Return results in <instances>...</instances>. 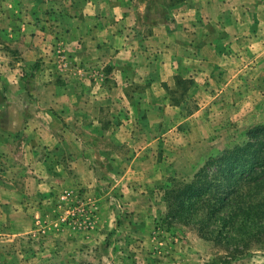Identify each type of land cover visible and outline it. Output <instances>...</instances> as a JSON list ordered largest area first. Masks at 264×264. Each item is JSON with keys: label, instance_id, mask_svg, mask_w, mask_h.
<instances>
[{"label": "rangeland", "instance_id": "374dc122", "mask_svg": "<svg viewBox=\"0 0 264 264\" xmlns=\"http://www.w3.org/2000/svg\"><path fill=\"white\" fill-rule=\"evenodd\" d=\"M44 1L45 14L58 22L78 11L94 13L98 8L86 3L99 0ZM183 1L128 0L132 19L121 27L133 37L125 43L136 45V37L147 36L153 25L178 29L181 11L188 30L206 33L208 41L216 38L221 47L233 46L235 55L227 56L231 51L225 46L219 47L221 53L225 50L220 55L205 48L207 62L200 66L208 72L211 62L219 66L213 83L205 84L208 78L200 75L204 88L194 84L193 73L192 78H175L174 86L154 85L153 104L143 102L154 105L152 119L144 112L143 117H132L128 105L113 104L101 114L103 134L93 126L87 107L78 110L68 97L60 113L41 106L42 93L35 83L40 68L31 84L26 78V104L22 89L6 87L0 76V264H264V232L236 253L235 243L206 238L194 223L168 215L169 186L191 182L203 168L217 170L208 163L222 161L229 150L264 140L251 134L264 126V63L263 55L258 57L264 45L260 48L255 41L254 54L244 56L238 40H230L240 28L259 31L261 20L253 17L251 24L243 19L238 27L234 18L242 20L246 13L226 10L222 11L226 21H217L210 11L212 16L203 15L198 23L196 15L177 6ZM258 12L263 19L264 10ZM1 13H6L3 4ZM64 21L46 25L57 34L53 31L44 39L48 50L42 57L44 68L58 83L82 81L89 76V66L66 57ZM7 25L0 21V31L5 33ZM9 27L15 36L0 34V62L19 69L23 57L16 46L36 34L24 32L18 20ZM188 57V62L194 59L192 53ZM34 64L23 67L31 73ZM100 70L110 84L111 64ZM147 87L131 79L135 92L144 95ZM11 94L21 101H6Z\"/></svg>", "mask_w": 264, "mask_h": 264}, {"label": "crops", "instance_id": "0c3cea01", "mask_svg": "<svg viewBox=\"0 0 264 264\" xmlns=\"http://www.w3.org/2000/svg\"><path fill=\"white\" fill-rule=\"evenodd\" d=\"M0 4H3V7L6 8V13H1L0 15V21L8 24L4 28L5 33L2 32L3 30L0 31L1 35L7 38L14 37L15 30L10 31L9 24L14 26L16 20L22 23L24 32L30 30L36 34V36L30 38V42L28 40L25 43L19 42L16 46L23 57L22 68L14 69L9 64H1L0 62V76L5 86L13 87L11 89H14V87L22 89V103L26 104L27 99L23 95L29 96L26 91V78H28L30 73L29 68L23 66L32 65L36 61H40L42 66L39 67V74L36 76L35 83H37L36 88L42 93L39 96L41 106L52 107L51 109L58 111L65 108L66 98L68 97L72 105H78V110L87 107V115L92 118L93 126L97 127V130H102L103 134L105 133V128H103L101 114L105 112V109L108 110V106L111 107L115 104L118 107L121 105L127 107L128 105L132 111V117H143L147 113L152 119L154 118V105L144 106L143 102L148 99L153 104L154 85L160 86L167 82L168 85L174 86L176 83L175 78H192L191 74L193 73L195 75L193 76L195 78L194 84L204 88V82L205 84L207 83L206 81L213 83L212 78H217L216 72L218 71L215 70V67L216 65L219 66L218 63L211 62L210 66L212 68L209 72L206 71L205 67H201L200 63L202 61L207 62L204 56L205 48L208 46L214 53L220 55L221 50L219 47L222 46L221 42L215 41L216 38L208 41L207 34L200 30H194L193 32L188 30V24L180 17L181 11L178 12L176 10L179 13L178 21L182 20L178 26L180 31L177 28L173 29L171 26L153 25V31L147 36L136 37L139 41L135 45L134 42L129 43L130 40L125 43V39H128V36L132 38L133 35H129L126 29L124 30V27H121L124 22L130 23L132 19V16L128 13L129 10L126 9L128 0L88 1L86 3L87 6L96 7L98 10L94 9V13L88 14L83 12V10L78 11L76 14L66 18L65 21L62 17L58 18V22H56V17H48L45 14L46 3L44 0H3ZM177 6L182 7V12L191 11L188 15H196L198 23L203 20L201 16H212L209 14L210 11L213 12V16L215 19L217 18V21L227 20L225 17L227 14L224 16L222 11L227 10L229 14L232 13L233 15L239 11H241L242 15L246 13V17L242 18V20L238 16L234 18L233 22L238 27L243 24V19H246L247 22L250 20L251 24H254L255 20L253 17H258L261 20L259 21V31L256 32L250 27H244L246 30L242 31L240 28L238 32L235 31L230 34V40H238L241 50L239 54L243 53L244 56L254 54L253 44L255 41L258 40L260 42L258 44L261 45L259 46L260 48H262V44L264 45V30L261 32V28L264 27V16L262 19L258 12L259 9L264 10V1L184 0ZM126 11L128 14L125 13ZM63 21L66 23L61 26L62 29H65L63 31L64 39H68V43H66L68 46L65 49V52L67 51L66 57L80 65L89 66V79L81 81L75 78L70 83H58L49 73L47 74V69L44 68L46 67L44 65L46 59L42 57H45L48 53L47 42L44 39L54 31L49 30L46 25L49 23L58 24ZM144 21L147 22V19ZM148 21L154 20L149 19ZM174 27H176V24ZM53 33L57 34L55 31ZM206 38L207 40H205ZM219 39L221 40L220 37ZM243 40H247V44H244ZM250 43H252V46H250ZM224 46L231 51L227 56L232 57V55H235L232 52L234 51L233 46ZM224 46L221 48H224ZM191 53L194 59L188 62L190 58L188 56ZM224 53L225 50L221 54ZM262 55L261 61L264 63V48L258 54V57ZM195 60L199 62L198 66L193 63ZM107 64H111L109 77L112 82L110 84L106 80L107 76L100 70V67L107 66ZM196 68L197 71H195ZM18 70L21 72L19 73L20 75L17 72ZM200 75H205V79H208H202ZM44 76H47V79H44ZM131 79L147 83L148 87L144 95H141L140 91L135 92L134 89L130 88ZM44 80L47 81L44 82ZM201 80H205L203 84ZM145 95L147 98L143 99ZM7 96L9 98L6 101L10 103L21 101L14 94ZM145 107H149L150 111H145ZM43 110L47 112L46 109ZM142 112H144L143 115H141ZM115 116L117 114L113 113L112 118H115Z\"/></svg>", "mask_w": 264, "mask_h": 264}, {"label": "trees", "instance_id": "16d2710c", "mask_svg": "<svg viewBox=\"0 0 264 264\" xmlns=\"http://www.w3.org/2000/svg\"><path fill=\"white\" fill-rule=\"evenodd\" d=\"M38 68L35 63L28 83ZM251 134L264 137V126ZM222 159L208 163L217 170L203 168L191 182L168 187V215L194 223L206 238L235 243L238 253L264 232V140L229 150Z\"/></svg>", "mask_w": 264, "mask_h": 264}]
</instances>
